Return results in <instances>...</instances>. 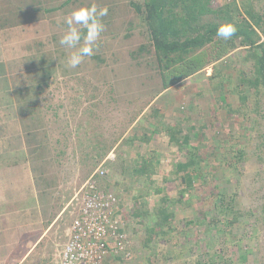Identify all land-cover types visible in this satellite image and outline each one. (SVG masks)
Masks as SVG:
<instances>
[{"label":"rangeland","instance_id":"1","mask_svg":"<svg viewBox=\"0 0 264 264\" xmlns=\"http://www.w3.org/2000/svg\"><path fill=\"white\" fill-rule=\"evenodd\" d=\"M225 1L210 0V6L216 9ZM91 3L108 7V15L102 18L105 31L94 55L71 69L66 63L69 51L58 42L66 27L63 19L73 9ZM253 4L259 10L264 1L253 0ZM0 10L4 20L14 23L2 27L6 49L17 57L10 63L12 76L19 77V86L25 88L27 96L22 100L32 113L30 119L39 122L41 136L42 132L51 134L50 141L44 139L45 155L36 154L35 161L44 168L42 181L51 185V207L63 209L56 234L51 239L44 235L36 246L58 249L66 242L77 189L98 168L105 171L103 184L128 213L140 197L153 213L163 196L157 191L176 177L175 165L186 161L193 147L200 148L192 133L205 129L202 143L215 148L218 159L214 154L201 163L206 172L192 174L191 190L176 181L178 187L167 193L176 229L145 245L146 217L132 222L136 218L125 214L130 256L111 257L105 264H205L210 257L223 264H264V88L239 83L240 75H252L243 63V48L230 50L213 62L216 49L205 46L197 52L205 56L204 67L163 89L148 30L129 0H2ZM260 42H264L262 33ZM38 82L44 84L40 91L32 88ZM23 106L20 112L26 109ZM173 126L181 135L189 134L186 150L169 143L165 129ZM36 132L29 131L28 139ZM134 134L137 138L131 149L125 142ZM36 140L42 148V138ZM237 150L243 157L234 162ZM154 154L156 173L146 182L134 179L135 158ZM212 186L215 192L236 196L233 213L237 217L231 227L218 213L216 196L210 195ZM200 210L206 217L198 224ZM38 235L28 241L25 236L20 246H30ZM153 251L156 256L149 263ZM59 252L47 250L44 260H48L35 263L44 254L38 249L31 261L55 264Z\"/></svg>","mask_w":264,"mask_h":264},{"label":"trees","instance_id":"2","mask_svg":"<svg viewBox=\"0 0 264 264\" xmlns=\"http://www.w3.org/2000/svg\"><path fill=\"white\" fill-rule=\"evenodd\" d=\"M129 5L137 14L142 15L159 68L163 89L200 71L204 67L205 56L202 52L199 54L197 52L207 45H212L216 49L215 55L211 58L213 62L218 61L230 50L243 48L245 52L242 60L252 69V75L248 78L243 74L240 75L239 83L253 89L264 88V42H260V34H264V5L259 10L254 8L253 0L239 2L226 0L216 9L211 8L210 0H143L141 4L129 0ZM207 16H212L213 20L204 22L203 18ZM224 24L234 25L237 29L235 35L228 41H223L216 36L217 28ZM165 130L170 144H174L179 151L187 149L189 134L181 135V130L177 126L167 127ZM204 131L205 129H200L198 133H192L200 142V148L193 147L190 152L188 151L187 160L175 165L176 177L165 181L163 189L157 191L163 196L159 204L154 207L153 213L146 208L143 197H140V202L136 206H130L131 211L135 208L130 213L119 202L120 214L124 220L128 217L125 214L136 218L132 222H135L138 217H146L143 229L145 245L153 239L167 236L173 231L172 229H176L172 225L175 218L174 211L167 197L169 191L178 187L176 181L181 182L188 191L191 190L193 188L192 174L203 173V170H206L205 165V169H202L201 163L205 164L214 154L215 159H218L215 148L202 143ZM131 138L128 140L129 144L136 140L137 136L133 135ZM242 157L241 150L234 152V162L242 160ZM135 159L137 169L134 170L133 177L134 179L143 178L142 180L146 182L156 173L157 154L150 157L138 156ZM227 182L230 183V180ZM210 195L216 196L215 205L218 213L226 217L223 223L231 227L237 217L233 213L236 196L232 194L226 196L222 191L215 192L214 186L210 187ZM141 208L143 209L139 211ZM199 213L198 224L206 217L201 210ZM232 214V218H229ZM201 249L204 250L202 246ZM155 256L156 252H151L148 262L151 263ZM205 264L223 263L210 257Z\"/></svg>","mask_w":264,"mask_h":264},{"label":"crops","instance_id":"3","mask_svg":"<svg viewBox=\"0 0 264 264\" xmlns=\"http://www.w3.org/2000/svg\"><path fill=\"white\" fill-rule=\"evenodd\" d=\"M3 18L0 10V264H33L31 257L36 250L40 249L44 254L35 263L48 260H44L47 250H61L62 246L57 249L56 246L36 245L44 235L51 239L56 234L63 209L54 210L51 207V185L42 181L44 168L35 161L36 154L45 155L44 139L50 141L51 134L42 132L41 136L39 122L34 124L30 119L32 113L27 110L26 101L22 100L27 96L22 90L25 88L19 86V77L12 76L10 63L13 64L14 55L6 49L2 27L14 23ZM43 86L38 82L32 88L40 91ZM26 89L32 90L29 87ZM22 106L26 109L20 112ZM32 130L37 132L29 140L27 134ZM41 138L43 152L38 146L40 141L36 140ZM130 145L133 149L135 140ZM146 152L145 155H148L149 151L144 150ZM34 235L38 237L29 242L30 246H20L25 236H28V241Z\"/></svg>","mask_w":264,"mask_h":264},{"label":"built area","instance_id":"4","mask_svg":"<svg viewBox=\"0 0 264 264\" xmlns=\"http://www.w3.org/2000/svg\"><path fill=\"white\" fill-rule=\"evenodd\" d=\"M105 178L98 168L77 189L67 240L55 264H105L111 257L130 256L128 223L117 196L103 184Z\"/></svg>","mask_w":264,"mask_h":264},{"label":"clouds","instance_id":"5","mask_svg":"<svg viewBox=\"0 0 264 264\" xmlns=\"http://www.w3.org/2000/svg\"><path fill=\"white\" fill-rule=\"evenodd\" d=\"M107 6L91 3L73 9L63 19L66 26L59 38V45L69 51L66 58L67 67L75 69L85 62L86 58L94 55L99 47L101 34L105 31L104 17L108 15ZM234 25L224 24L217 28L216 36L230 40L236 33Z\"/></svg>","mask_w":264,"mask_h":264}]
</instances>
